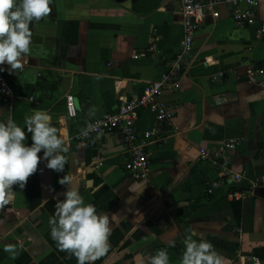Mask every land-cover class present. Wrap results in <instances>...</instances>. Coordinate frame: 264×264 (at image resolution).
Here are the masks:
<instances>
[{
    "label": "crops",
    "instance_id": "1",
    "mask_svg": "<svg viewBox=\"0 0 264 264\" xmlns=\"http://www.w3.org/2000/svg\"><path fill=\"white\" fill-rule=\"evenodd\" d=\"M49 7L48 16L30 25L28 63L12 72L3 66L15 102L11 110L0 104V122L10 115L23 127L34 110L46 111L68 148L67 164L57 173L42 162L24 189H15L0 223V264H77L50 237L49 218L67 190L59 183L64 176L86 204L109 216V249L94 264H148L160 249L169 264H179L192 230L225 264H264V198L229 183L208 196L207 184L220 177L199 159L204 150L264 181V75L258 85L246 78L248 67L264 69V38L255 28L235 27L225 7L214 9L176 89L161 98L173 111L171 121L140 113V139L157 133L145 141L149 177L135 181L123 168L128 155L119 133L88 139L80 133L167 70L182 39L180 1L52 0ZM257 14L264 24V0ZM152 37L159 38L155 52L148 50ZM68 96L75 118L66 114ZM227 141L238 146L226 150ZM25 143L30 146V136ZM238 188L241 198L227 197ZM8 244L16 246L14 259L3 251Z\"/></svg>",
    "mask_w": 264,
    "mask_h": 264
},
{
    "label": "clouds",
    "instance_id": "2",
    "mask_svg": "<svg viewBox=\"0 0 264 264\" xmlns=\"http://www.w3.org/2000/svg\"><path fill=\"white\" fill-rule=\"evenodd\" d=\"M51 3L52 0H0V72L5 70V65L12 72L28 63L32 43L30 25L49 15ZM50 121L46 111L34 110L24 118L23 127L10 115L0 122V208L8 205L16 194L13 186L24 189L28 178L37 172L38 164L46 161L47 169L64 171L68 148ZM97 131L89 124L80 135L88 139L90 133ZM26 136H30V146L25 143ZM41 152L42 156L38 155ZM59 183L67 190L49 218L50 237L60 250L75 257L77 264H94L109 249V216L99 213L93 204H86L65 176ZM195 236V230L186 235L179 264H225V258L209 241L194 239ZM3 251L13 259L17 255L12 244L5 245ZM148 264H169L167 250L160 249L150 255Z\"/></svg>",
    "mask_w": 264,
    "mask_h": 264
},
{
    "label": "built area",
    "instance_id": "3",
    "mask_svg": "<svg viewBox=\"0 0 264 264\" xmlns=\"http://www.w3.org/2000/svg\"><path fill=\"white\" fill-rule=\"evenodd\" d=\"M179 16L182 26V39L179 42L178 50L172 60L167 65V70L159 77L145 85L137 97L125 99L112 112H107L98 120L88 122L84 129L91 124L98 131L90 135H111L119 133L122 137L123 146L128 158L123 166L131 179L135 181H145L150 173V158L145 149V141L151 139L157 133L156 129L145 132L142 139L137 134L136 125L142 111L150 112L156 123L170 122L173 117L171 107L161 101L163 95L173 91L177 87V82L189 61L196 34L200 31L207 17L214 15L216 7L222 6L228 10L233 25L240 29L255 28L258 39L264 38V24L260 22L257 8L263 0H179ZM158 37H152L149 51L155 52ZM264 75V69L248 67L246 70L247 81L252 85H258ZM15 96L10 89L3 73L0 72V104L8 110L13 108ZM66 114L69 118L76 117L73 96L66 98ZM80 138H84L80 135ZM65 142V141H64ZM238 146L236 141H227L224 149L232 151ZM38 155L42 156V152ZM199 159L202 162L214 166L220 179L210 182L206 187V194L213 195L222 185H245L247 193L253 194L255 190L264 188V181L250 180L245 173L234 172L224 158H217L208 155L204 150L199 151ZM17 186H13V191ZM238 191L228 193V198H241ZM9 204L0 208V223L3 222V215ZM253 264H259L256 259H252Z\"/></svg>",
    "mask_w": 264,
    "mask_h": 264
},
{
    "label": "water",
    "instance_id": "4",
    "mask_svg": "<svg viewBox=\"0 0 264 264\" xmlns=\"http://www.w3.org/2000/svg\"><path fill=\"white\" fill-rule=\"evenodd\" d=\"M254 195L264 198V188H259L254 191Z\"/></svg>",
    "mask_w": 264,
    "mask_h": 264
},
{
    "label": "trees",
    "instance_id": "5",
    "mask_svg": "<svg viewBox=\"0 0 264 264\" xmlns=\"http://www.w3.org/2000/svg\"><path fill=\"white\" fill-rule=\"evenodd\" d=\"M227 187H229L228 190H229V189H234L233 186H229V185H227ZM236 190H237V189H236ZM238 190H241V188H238Z\"/></svg>",
    "mask_w": 264,
    "mask_h": 264
}]
</instances>
